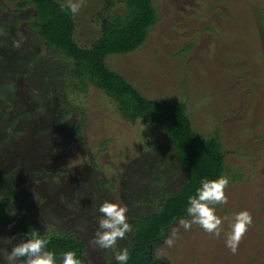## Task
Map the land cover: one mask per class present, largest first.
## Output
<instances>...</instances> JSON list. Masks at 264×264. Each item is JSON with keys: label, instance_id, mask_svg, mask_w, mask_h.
Returning <instances> with one entry per match:
<instances>
[{"label": "rangeland", "instance_id": "1", "mask_svg": "<svg viewBox=\"0 0 264 264\" xmlns=\"http://www.w3.org/2000/svg\"><path fill=\"white\" fill-rule=\"evenodd\" d=\"M120 1L85 0L74 15L80 47L99 37V18ZM153 5L159 20L147 42L110 55L107 65L148 100L185 103L194 132L220 139L229 179L228 203L215 206L221 236L180 227L174 245L164 241L155 254L170 264H264V0ZM33 16L32 7L0 0V199L14 193L11 215H25L49 236H73L88 264H113L185 177L163 132L123 119L91 85L87 94L73 90V63L27 28ZM106 200L126 207L132 225L114 249L90 243ZM244 210L253 224L233 254L226 235ZM19 240L14 225L0 223V249L11 251Z\"/></svg>", "mask_w": 264, "mask_h": 264}, {"label": "trees", "instance_id": "2", "mask_svg": "<svg viewBox=\"0 0 264 264\" xmlns=\"http://www.w3.org/2000/svg\"><path fill=\"white\" fill-rule=\"evenodd\" d=\"M7 1L15 2L19 10L33 8L34 16L27 22V28L73 63L74 91L87 94L89 85L95 87L115 102L123 119L143 120L163 132L165 141L172 146L173 160L185 181L180 192L167 199L157 213L142 219L134 235L133 247L128 250L127 264H153L154 249L162 246L180 218H189L188 199L201 187L202 179L224 177L227 157L220 139H203L194 132L185 103L148 100L107 65L110 55L134 53L147 42L159 20L153 0L109 3L99 18L100 35L89 48L80 47L75 41L74 15L62 9V3L56 0ZM116 6H121L122 11H116ZM14 197V193H9L0 199V223L16 227L20 235L18 243L29 238L31 231H36L39 236L50 238L47 250L55 252L57 264H62V254L67 251H75L82 264H88L83 245L73 236H49L31 227L25 215H11L8 208Z\"/></svg>", "mask_w": 264, "mask_h": 264}, {"label": "clouds", "instance_id": "3", "mask_svg": "<svg viewBox=\"0 0 264 264\" xmlns=\"http://www.w3.org/2000/svg\"><path fill=\"white\" fill-rule=\"evenodd\" d=\"M85 6V0H67L62 4V9H67L72 15H77ZM229 186V179L220 177L216 180L202 179L201 187L196 194L188 199L187 216L180 218L177 226L170 230L169 238L165 243L171 247L180 227L190 231L193 225L202 228L209 235L219 238L222 232V219L216 214V205H226L228 196L226 190ZM99 212L102 214L98 221V229L90 241L92 246L101 249H114L119 240L126 238V234L132 231V225L128 222L126 215L127 208L118 203L104 201ZM253 224V217L249 211L244 210L234 215V222L226 235V247L235 254ZM50 238L41 237L36 231L29 233V238L16 244L11 251L0 249V257H3L6 264H56V254L47 250ZM129 251L124 248L115 256L118 264H127ZM62 264H82L75 251H67L62 254Z\"/></svg>", "mask_w": 264, "mask_h": 264}, {"label": "flooded vegetation", "instance_id": "4", "mask_svg": "<svg viewBox=\"0 0 264 264\" xmlns=\"http://www.w3.org/2000/svg\"><path fill=\"white\" fill-rule=\"evenodd\" d=\"M157 256L158 255L155 254V249H154L153 254L151 255V257H152L151 261L153 262V264H170L168 259L167 260H159V258L156 259ZM159 257H161V256H159Z\"/></svg>", "mask_w": 264, "mask_h": 264}, {"label": "water", "instance_id": "5", "mask_svg": "<svg viewBox=\"0 0 264 264\" xmlns=\"http://www.w3.org/2000/svg\"><path fill=\"white\" fill-rule=\"evenodd\" d=\"M158 258H159V260H167V259L164 258V257H159V256H157L156 259H158Z\"/></svg>", "mask_w": 264, "mask_h": 264}]
</instances>
